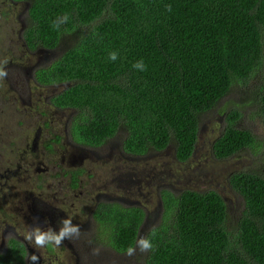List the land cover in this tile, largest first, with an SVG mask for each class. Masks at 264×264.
Instances as JSON below:
<instances>
[{
    "label": "trees",
    "instance_id": "16d2710c",
    "mask_svg": "<svg viewBox=\"0 0 264 264\" xmlns=\"http://www.w3.org/2000/svg\"><path fill=\"white\" fill-rule=\"evenodd\" d=\"M11 1L28 6L27 50L51 51L73 37L34 80L63 86L49 103L73 113L68 130L77 145L100 148L118 139L128 155L171 149L183 163L194 153L202 119L220 107L212 156L227 160L261 148L239 120L242 109H252L264 133V0ZM141 60L144 70L134 67ZM238 89L243 95L232 97ZM260 159L259 169L228 177L241 201L233 223L215 191L162 189L159 224L142 235L152 244L142 263L264 264V152ZM83 174L68 171L71 189ZM146 216L137 205L99 202L91 213L93 239L125 254L138 245ZM26 257L25 244L11 238L0 264H26Z\"/></svg>",
    "mask_w": 264,
    "mask_h": 264
},
{
    "label": "rangeland",
    "instance_id": "374dc122",
    "mask_svg": "<svg viewBox=\"0 0 264 264\" xmlns=\"http://www.w3.org/2000/svg\"><path fill=\"white\" fill-rule=\"evenodd\" d=\"M27 9L26 3L0 0V71L6 73L0 77V252L6 241L15 238L25 244L26 264H143L138 245L129 256L97 244L91 213L102 201L144 208L149 220L142 224L141 239L159 224L162 189L174 194L215 191L227 206L228 223H233L241 201L229 187L228 177L259 169L263 161L264 133L253 110L242 109L239 126L257 136L261 148L227 160H217L211 153L222 127L220 107L202 119L194 153L183 163L175 162L171 149L128 155L118 139L100 148L77 145L68 130L73 113L49 103L63 86H40L34 80L35 71L57 60L73 37H65L51 51L27 50L22 39ZM240 90L232 97L242 96ZM53 135L60 137L59 144L51 143ZM77 169L84 174L79 188L71 189L66 175ZM62 219L78 225L79 235L59 246L44 247L26 238L36 226L58 231Z\"/></svg>",
    "mask_w": 264,
    "mask_h": 264
},
{
    "label": "clouds",
    "instance_id": "9594fccd",
    "mask_svg": "<svg viewBox=\"0 0 264 264\" xmlns=\"http://www.w3.org/2000/svg\"><path fill=\"white\" fill-rule=\"evenodd\" d=\"M169 11H171V6H166ZM67 17H64V20H66ZM110 59L115 60L116 59V53H110L109 54ZM134 67L139 68L141 70H144L146 66H144L143 61H138L136 64H134ZM6 73L3 71H0V77L5 76ZM61 227L58 231L53 230L52 228H48L46 231H42L38 226L32 229L31 233L26 237L29 240L34 239V243L37 247H44L49 245H55L59 246L65 239H71L73 236L79 235V226L73 225L71 219H62L61 220ZM141 237V233L139 235V238ZM138 247L140 251H146L152 248V244L149 240L145 238H141L138 241ZM127 254L129 256L135 254V249L132 247H129L127 250ZM32 259H35L33 257Z\"/></svg>",
    "mask_w": 264,
    "mask_h": 264
},
{
    "label": "flooded vegetation",
    "instance_id": "af4514ba",
    "mask_svg": "<svg viewBox=\"0 0 264 264\" xmlns=\"http://www.w3.org/2000/svg\"><path fill=\"white\" fill-rule=\"evenodd\" d=\"M9 1H11V0H9ZM11 2H12V1H11ZM147 220H149V219H148V215L146 216V220H145V222H146ZM145 222H144V224H145ZM144 224H143V225H144ZM2 247H3V250H5V248H6V244H5V246L3 245ZM3 250H2V251H3Z\"/></svg>",
    "mask_w": 264,
    "mask_h": 264
}]
</instances>
